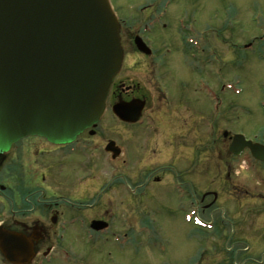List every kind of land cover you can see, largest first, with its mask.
<instances>
[{
	"label": "flooded vegetation",
	"instance_id": "flooded-vegetation-1",
	"mask_svg": "<svg viewBox=\"0 0 264 264\" xmlns=\"http://www.w3.org/2000/svg\"><path fill=\"white\" fill-rule=\"evenodd\" d=\"M111 4L119 24L122 61L96 125L71 140L56 141L31 134L8 147L0 146V234L22 235L32 247L24 263L14 262L0 248V264H133L132 260H122L117 251L134 248L136 213L158 212L150 209L147 201L144 204L145 198L161 196L165 202L175 201L176 208L168 211L185 213V221L197 228L201 226L200 213L206 208L213 213L219 204L217 190L201 193V143L197 141L189 151H184L181 142L175 147L179 134L175 135L174 130L188 127L189 119H196L202 110L209 111L212 121L207 125L211 130L217 119L226 115L232 95L228 81L231 49L223 58L211 39L231 46L232 14L227 11L218 22L203 25L182 14L177 17L176 31L180 50L174 51L170 46L158 50V39H163V32L172 26L168 21L171 1L152 0L137 6L140 11L124 6L122 11L113 0ZM255 37L259 40L263 35ZM104 121L115 128L113 137L107 138L102 129ZM187 130L191 134L195 129L190 126ZM169 132L173 133L170 137ZM238 133L243 131L231 136L223 131L228 142L218 152L223 155L228 177L220 182L234 185L240 177L237 184L242 186V192L246 190L242 178L247 172L252 173L248 163L251 161L263 172L264 161L256 159L248 147L240 153L231 150L233 137ZM243 134L264 143L257 135ZM179 136L184 138L183 134ZM207 146V150H216L215 138ZM146 159L150 164L144 163ZM238 167L246 169L243 176ZM241 201L231 202L227 210L230 216L239 212L241 217L227 218L222 227L215 220L206 221L212 226L211 237L218 239L227 233V244L230 243L226 246L228 257L211 258L209 264H264V226L247 225L251 214H264V204L241 210L237 208L240 203L244 207ZM144 206L148 209L144 210ZM87 213H106V218L90 219ZM95 221L106 222L107 226L98 229L102 223ZM241 225L248 231H242L239 240L235 232ZM144 227L143 221L140 228ZM77 238L82 239L80 246L92 245L93 251L78 252ZM111 244L114 250L108 247V263H104V248ZM212 249L217 253V247ZM206 260L200 253L188 264H205Z\"/></svg>",
	"mask_w": 264,
	"mask_h": 264
},
{
	"label": "water",
	"instance_id": "water-1",
	"mask_svg": "<svg viewBox=\"0 0 264 264\" xmlns=\"http://www.w3.org/2000/svg\"><path fill=\"white\" fill-rule=\"evenodd\" d=\"M121 61L109 0H0V146L31 134L71 140L94 127ZM246 147L264 161V144L236 134L231 150ZM24 239L0 234V248L24 263Z\"/></svg>",
	"mask_w": 264,
	"mask_h": 264
},
{
	"label": "rangeland",
	"instance_id": "rangeland-1",
	"mask_svg": "<svg viewBox=\"0 0 264 264\" xmlns=\"http://www.w3.org/2000/svg\"><path fill=\"white\" fill-rule=\"evenodd\" d=\"M113 1H115L117 7L119 6L122 11H125L124 7L130 8V10L135 9L140 11L141 8L136 9L137 6L147 5V3L152 0ZM169 1H171V5H169L168 8L170 11L168 14V21L172 23V26L170 25V30L163 32V39H158L155 45L158 50L159 48L165 50V47L168 46L174 47V51H177V48L180 50L179 37L176 31L178 27L177 17L182 14L190 17L192 16L194 21L201 22L202 25L206 22L217 21L219 17L223 18L227 11L233 16L232 26L230 27L232 28L230 36L231 46L224 45L217 38L211 39L213 44L217 47L216 49L219 52L222 51L221 56L223 58L224 56L226 58L228 57L226 51L229 48L231 49L228 53V59L231 58V62L228 63V81H230L232 85V95L231 105H226V115L223 114L217 119L214 128L215 131L211 130L207 125L212 121L211 117L208 116V110H202L196 119L195 117L192 119L190 118L188 127L174 130L175 135L183 134L184 136L190 126H193V129H195L191 134H189L188 131V134L184 136V138L177 135L174 144L175 147H177L181 142L184 151H189L192 149V146L194 147V145L197 144V141L201 143L202 150L200 152L199 173L201 193L206 190L215 189L219 192L220 196L218 200L219 204L213 213L210 212V208H206V211L200 213V215L202 216L203 223H205L204 221L215 220L216 223L222 227L224 223H227L225 222L227 218L242 216L239 212L230 216L227 210L231 202L236 203V200L241 201L243 199L241 202L245 204L244 207H241V203L237 207L241 208V210L245 207L264 204V194L263 196H259L261 192L264 193V171L261 172L259 167L255 168L250 164V161L248 165L252 173L247 172L246 177L244 175L246 169L237 168V170L242 171L240 175H244L245 177L242 178V183H245L244 188H246V190L241 192L240 188H242V186L237 184L240 183L238 180L241 179L240 177L236 178L234 185L225 186L220 181L227 179V170L222 163L223 160H221L223 155L220 156L218 152L220 148H224L225 142H228V138L223 137V131H228L230 136L236 131H243V133L249 136L257 135L264 141V0ZM123 14L128 15L127 13ZM135 15L138 14L136 13ZM222 35L224 39H226V32ZM257 35H263V37L259 40L255 39ZM242 51H245L244 54L246 58H243ZM254 51H260V53ZM229 110L231 111L229 112ZM105 121L102 129L105 130L107 138L113 137L115 128L112 126L111 122L108 124V122ZM211 131H214L213 135ZM170 134L172 135L173 133L169 132L168 137H170ZM212 137L216 140L217 148L216 150H207V144L210 139L212 140ZM193 141H195V144ZM249 159L251 160V158ZM144 163L146 165L150 164L147 159L144 160ZM145 167L146 166H144L143 169H145ZM138 171L140 172V169H138ZM211 198L212 196L207 197L202 205ZM146 201L148 207H151L150 209H155L158 212L135 214L137 224L133 233L134 238L136 237L135 246L133 249L127 248L120 250V248H118L117 251L121 259L125 260L126 263L132 260L134 261L133 264H188L191 259L198 257L201 253V257L207 259L205 264H209L211 258H227L230 254L229 251L226 252V246L230 244L229 242L227 244V233H222L221 238H213L211 237L212 233L209 226H205V228L200 226V228H197L185 221V213H170L168 211L169 209L176 208L174 204L175 201L165 202L161 196L153 199L145 198L144 204H146ZM90 203L92 202L90 201ZM146 208L147 207H145L144 210ZM201 210H203V206ZM87 214L90 219L98 216L106 218V213ZM143 221L145 222V227L141 229L140 223H143ZM247 225L250 227L253 226V228L255 226H264V214L261 216L255 213L251 214ZM242 228L243 226L237 228L236 232L234 231L235 236L239 240L242 236L241 232L248 231ZM81 241V238L78 239V246H80ZM245 241L248 242L246 239ZM213 246L217 247V253H214L212 249ZM238 246L245 247V244L238 243ZM108 247L109 249L113 248L112 251L114 250L113 244L105 246L103 252L104 263H108L109 256H107L106 252L108 251ZM90 251H93L92 245H81L78 249V252L82 254Z\"/></svg>",
	"mask_w": 264,
	"mask_h": 264
}]
</instances>
